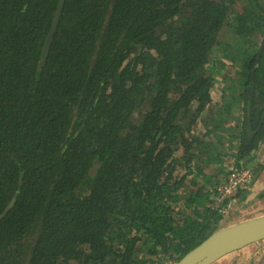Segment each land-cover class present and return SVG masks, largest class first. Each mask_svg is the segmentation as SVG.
I'll use <instances>...</instances> for the list:
<instances>
[{"label": "trees", "instance_id": "obj_1", "mask_svg": "<svg viewBox=\"0 0 264 264\" xmlns=\"http://www.w3.org/2000/svg\"><path fill=\"white\" fill-rule=\"evenodd\" d=\"M58 4L0 0V264L177 263L263 169L264 0H64L43 58Z\"/></svg>", "mask_w": 264, "mask_h": 264}, {"label": "water", "instance_id": "obj_2", "mask_svg": "<svg viewBox=\"0 0 264 264\" xmlns=\"http://www.w3.org/2000/svg\"><path fill=\"white\" fill-rule=\"evenodd\" d=\"M63 8L64 0H59L55 17L43 48V58H46L49 53ZM225 221L220 224L219 229L175 264H214L231 253L264 240V213L250 216L234 224L225 223Z\"/></svg>", "mask_w": 264, "mask_h": 264}, {"label": "crops", "instance_id": "obj_3", "mask_svg": "<svg viewBox=\"0 0 264 264\" xmlns=\"http://www.w3.org/2000/svg\"><path fill=\"white\" fill-rule=\"evenodd\" d=\"M257 158H258V163H261V165L263 166V169H262L259 177L255 178V181H253L251 183V188L261 187V185H262L260 190H262V192H263V189H264V152H262ZM257 158H255V159L252 158V159L256 160ZM249 167L254 169L256 167V165H255V163H252V165ZM219 168L221 169L222 166ZM249 194H247V195H249ZM241 200H244V201L241 202ZM263 201L264 200L257 199L254 196L242 198V199L240 198V203H236L234 206V208L237 211V215H236V217H232L228 223L234 224V223L240 222L241 220H245V219L249 218L243 214V210H245V209L247 210L249 208V206H251L250 207V208H252L251 212H253L254 215L263 214L264 210L261 212H257L258 210L264 209ZM252 206H254L255 209ZM233 209H232L230 214L234 213ZM235 255L241 256L236 262H235V260L234 261L233 260H227L231 257H232L231 259H233L235 257ZM225 260H227V261H225ZM218 264H264V241L260 242L258 244L249 246V247L241 250L238 253L235 252L234 254L228 255V256L224 257L223 259H221V261Z\"/></svg>", "mask_w": 264, "mask_h": 264}, {"label": "built area", "instance_id": "obj_4", "mask_svg": "<svg viewBox=\"0 0 264 264\" xmlns=\"http://www.w3.org/2000/svg\"><path fill=\"white\" fill-rule=\"evenodd\" d=\"M261 149H264V140L261 143ZM227 178L221 181L217 187L216 203L227 200V204L234 201L235 195L241 189L246 188L252 181V170L250 168H237L235 163H230ZM229 207V206H228ZM165 264H174L171 261Z\"/></svg>", "mask_w": 264, "mask_h": 264}, {"label": "rangeland", "instance_id": "obj_5", "mask_svg": "<svg viewBox=\"0 0 264 264\" xmlns=\"http://www.w3.org/2000/svg\"><path fill=\"white\" fill-rule=\"evenodd\" d=\"M223 34H222V36H223V39L226 41V42H229V43H231L232 41H233V39H234V36L232 35V34H227L226 33V31L224 32H222ZM224 54V53H223ZM224 58H221V60H222V62H224L225 64H226V67L223 69V75L222 76H227V77H229L228 76V74L230 75H233V73H234V71H235V69L234 68H232V66L231 65H228L229 64V62L226 60V59H224ZM221 88V86L218 88V90ZM216 94H218V91L216 92ZM261 187H262V185H261ZM261 187H253V188H251V187H249V189L247 188V190H249V192H248V194L250 195H246L245 197L247 198V197H252V196H254L255 198H257V199H262V200H264V189H263V192H262V190H260L261 189ZM238 203H240V202H238ZM245 203V202H244ZM263 204H264V201H263ZM251 206H249V208L245 211V210H243V214L246 216V217H250V216H253L254 215V213L253 212H251V209L252 208H250ZM252 207H254V206H252ZM254 209H255V207H254ZM234 210V213L233 214H231V216L232 217H236V215H237V211H236V209L234 208L233 209ZM264 209H262V210H258L257 212H261V211H263ZM230 213H231V211H230ZM169 261V260H168ZM168 261H166V262H168Z\"/></svg>", "mask_w": 264, "mask_h": 264}, {"label": "clouds", "instance_id": "obj_6", "mask_svg": "<svg viewBox=\"0 0 264 264\" xmlns=\"http://www.w3.org/2000/svg\"><path fill=\"white\" fill-rule=\"evenodd\" d=\"M260 152H259V154L255 157V158H257L262 152H264V149H261V145H260V150H259ZM254 158V159H255ZM245 168H247V167H245ZM248 168H250L249 166H248ZM251 170H252V175L254 176V169H252V168H250ZM227 175H228V170H227ZM226 178H227V176H226ZM225 177H223V180H225L226 179ZM222 180V181H223ZM221 182V181H220ZM219 182V183H220ZM253 182V177H252V181L250 182V184ZM218 183V184H219ZM248 185L246 188H244V191H243V193L244 192H246V195L248 194V192H249V190H247V188L249 189V187H251V185ZM242 190V189H241ZM240 191V190H239ZM237 192V194L235 195V198H234V201H232L231 202V204H227L228 202H227V200L225 199V200H223V201H221V202H218V203H216V198H215V200H214V206L215 205H217V204H220V206H221V211L223 212V213H230V211H232V209L234 208V206H235V204L236 203H238V202H240V198L242 199L243 198V193L241 192ZM246 198V197H245ZM242 201H244V200H241V202ZM229 206V207H228ZM230 219V218H229ZM172 262V261H171ZM166 263V262H165ZM174 264L176 263V262H173Z\"/></svg>", "mask_w": 264, "mask_h": 264}, {"label": "flooded vegetation", "instance_id": "obj_7", "mask_svg": "<svg viewBox=\"0 0 264 264\" xmlns=\"http://www.w3.org/2000/svg\"><path fill=\"white\" fill-rule=\"evenodd\" d=\"M255 161H257L258 162V158L255 160ZM264 241V240H263ZM263 241H261V242H263ZM258 243H260V242H258ZM258 243H256V244H258ZM253 245H255V244H253ZM250 246H252V245H250ZM247 248V247H246ZM245 249V248H244ZM241 250H243V249H241ZM241 250H239V251H237V253L238 252H240ZM231 254H234V253H231ZM230 254V255H231ZM241 256H239V255H235V257L233 258V259H231V258H229V259H227V260H235V262L240 258ZM227 260H225V261H227ZM221 260H219V261H217V262H215L214 264H218L219 262H220ZM223 262V261H222Z\"/></svg>", "mask_w": 264, "mask_h": 264}, {"label": "bare ground", "instance_id": "obj_8", "mask_svg": "<svg viewBox=\"0 0 264 264\" xmlns=\"http://www.w3.org/2000/svg\"><path fill=\"white\" fill-rule=\"evenodd\" d=\"M249 247V246H248Z\"/></svg>", "mask_w": 264, "mask_h": 264}]
</instances>
